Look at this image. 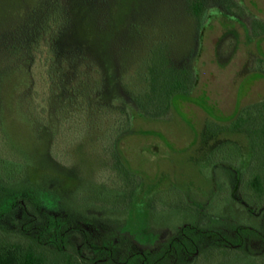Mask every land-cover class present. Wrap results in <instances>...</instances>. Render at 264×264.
I'll use <instances>...</instances> for the list:
<instances>
[{
    "label": "rangeland",
    "instance_id": "374dc122",
    "mask_svg": "<svg viewBox=\"0 0 264 264\" xmlns=\"http://www.w3.org/2000/svg\"><path fill=\"white\" fill-rule=\"evenodd\" d=\"M231 8L235 19L216 14L200 31L185 0H0V188L18 195L35 185L30 194L40 193V206L26 200L38 216L35 226L50 212L84 230L65 244L80 264H128L131 253L155 252L193 220L187 197L203 202L214 189L224 193L216 200L225 211L210 210L211 222L238 213L226 196L232 168L242 174L243 198L257 203L246 141L224 128L240 122L237 105L264 99V0H233ZM160 51L170 67L197 71L194 92L175 97L161 116L158 103L149 102L150 69ZM137 100L155 118L130 111L121 166L111 142L122 110ZM35 130L46 150L33 170L21 151L36 147ZM250 220L263 230L264 223ZM22 223L30 226L18 206L0 221V239L26 240ZM120 227L128 233L115 237L113 259L90 248ZM151 233L156 238L146 241ZM202 247L211 254L162 264H264L258 242L245 255Z\"/></svg>",
    "mask_w": 264,
    "mask_h": 264
},
{
    "label": "flooded vegetation",
    "instance_id": "af4514ba",
    "mask_svg": "<svg viewBox=\"0 0 264 264\" xmlns=\"http://www.w3.org/2000/svg\"><path fill=\"white\" fill-rule=\"evenodd\" d=\"M33 124L35 125V121H33ZM35 131L36 133L32 135V138L36 139V147L33 148L31 152L27 151V153H25L24 151H21V157H24V159H26V165L29 166V169L31 168L33 170L38 169L37 166L42 164V162L45 160L46 150L45 148L38 147V144L40 143L39 141H37L39 133L37 130ZM45 134H47L46 137L49 139L48 130ZM42 144L43 146H45L43 142ZM113 152L115 153L114 150ZM230 170L233 171L235 175L231 193L237 195L238 198L240 196H242L241 198H243V195L239 190V185L242 181V174L240 171H237L234 168ZM216 178L217 177L214 176L213 180L215 182V185L217 186L220 179ZM37 188L38 187L35 185L32 188L27 187V189H29L28 194L20 193L18 195L12 192H8L6 194L2 192V189L0 188V209L4 206H9V209L6 213L0 212V221L8 214L12 213L15 208L21 206L23 214L27 218V222L30 224V226L27 227L25 223H22L20 231L23 232L25 236L27 235L39 237V232L44 231L46 239H48L52 246H54L55 244L60 245L61 249L64 252L70 253L66 251L67 249L65 248V244H67V242L69 241V234L78 230V232L81 233H84L85 231L80 228L75 229V227L69 225L64 216L61 220L57 218V215H54L50 212H47V214H42V216L44 217L42 218V221L41 219L40 221L41 223L43 222V226L41 225V223L40 225L35 226V222H39L37 220L38 216H33L29 213L26 200H34L36 208L37 206H40L39 201L37 200V195L40 193L32 195L36 193L34 189ZM221 194L224 193H221L218 190L216 191L214 189V192L211 194V196H207V198L203 202L193 201L191 197H187V201L190 203L191 209L193 211L190 214L191 219L193 220L181 227L177 234H175L174 236H170V238L167 239L162 245H160L155 252L137 251L127 256L124 259V262L128 264H162L172 257L176 260L179 257L189 258L190 256L199 255L200 258L202 255L206 256L211 254L210 252L212 251V248L208 249L202 247L205 243L215 244L225 250L239 251L243 255H245L244 251L248 249V245L251 242L264 244V228L261 231L249 223V220L251 218L264 223V205L254 203V200L252 199L243 198L240 203H237L231 198L232 194L226 195L228 197V202L233 204L234 209L238 211V213H232L231 215L225 213L223 216H212V218H214V222H211L207 219L208 217H211V215L209 214L210 210L215 212L218 211V208H220L221 210L225 211V202H221V199L220 202H217L216 200V197ZM225 200L227 201V199ZM48 202L53 207L52 201L49 200ZM215 218L218 219L215 220ZM215 221L218 223H215ZM126 224L127 222L124 223V225ZM121 229L122 228L120 227V230L118 231H116L117 228L116 230H109L110 232H108V234H103L102 236L107 237L106 241L100 240V242L98 243H90V248L95 253L106 254L107 257H109V259L111 260L110 257L113 256V249L111 248V244L117 241L115 237L117 236V234L120 235L128 233ZM155 238L156 236L151 233L149 239L146 241L153 242ZM201 249L204 250L201 251ZM154 260L157 261L153 263L152 261Z\"/></svg>",
    "mask_w": 264,
    "mask_h": 264
},
{
    "label": "trees",
    "instance_id": "16d2710c",
    "mask_svg": "<svg viewBox=\"0 0 264 264\" xmlns=\"http://www.w3.org/2000/svg\"><path fill=\"white\" fill-rule=\"evenodd\" d=\"M215 1L214 6H209L206 0H185L188 14L198 22L200 31L209 26L211 18L216 14H226L229 19L236 18L234 15H230L233 0ZM259 32L264 36V26L260 27ZM163 56L160 51L156 53V58L152 61L149 84V102L158 103L160 111L157 112L160 116L167 112L175 97L180 95L190 96L197 86L196 69H174L169 66L165 57L162 58ZM145 105L146 102L140 103L137 100V107L127 104L126 110L128 113L122 110V114H124L121 121L122 125L113 134L111 142L120 164L123 154L119 144L122 137L130 132L132 128L130 111H135L139 117L155 118L154 114L150 115L146 111ZM234 113L237 114L240 122L225 127L224 132L242 136L246 141L245 149L248 151L246 157L251 163L250 169H252L249 188L254 197L257 198V204L260 205L263 202L262 199H264V99L257 102V105L244 107L237 105ZM42 196H45V194ZM8 209L9 206H4L0 209V212L6 213ZM38 235L39 237L26 235L24 236L26 240L20 242H5V239H0V264H80L74 255L64 252L60 245L55 244L52 246L46 239L44 231L39 232ZM103 238L101 241L107 240L106 236Z\"/></svg>",
    "mask_w": 264,
    "mask_h": 264
}]
</instances>
